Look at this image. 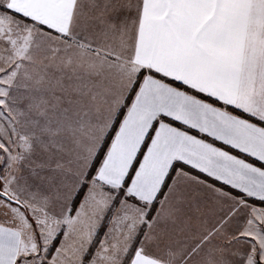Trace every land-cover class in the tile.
<instances>
[{"label":"snow or ice","instance_id":"obj_1","mask_svg":"<svg viewBox=\"0 0 264 264\" xmlns=\"http://www.w3.org/2000/svg\"><path fill=\"white\" fill-rule=\"evenodd\" d=\"M0 264H264V0H0Z\"/></svg>","mask_w":264,"mask_h":264}]
</instances>
